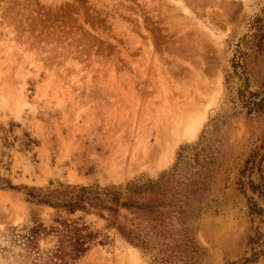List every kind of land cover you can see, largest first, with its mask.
<instances>
[{
    "label": "rangeland",
    "instance_id": "obj_1",
    "mask_svg": "<svg viewBox=\"0 0 264 264\" xmlns=\"http://www.w3.org/2000/svg\"><path fill=\"white\" fill-rule=\"evenodd\" d=\"M190 104L201 125L148 162ZM197 145L215 160L194 252L161 263L76 213L106 239L73 264H242L264 248V0H0V264H47L51 220L67 218L31 188L155 179Z\"/></svg>",
    "mask_w": 264,
    "mask_h": 264
},
{
    "label": "trees",
    "instance_id": "obj_2",
    "mask_svg": "<svg viewBox=\"0 0 264 264\" xmlns=\"http://www.w3.org/2000/svg\"><path fill=\"white\" fill-rule=\"evenodd\" d=\"M203 150L197 145L190 148L193 151L190 156L178 154L171 169L155 179H133L123 186L57 185L46 191L31 188V195L28 194L31 202L67 217L56 215L51 220L48 231L56 236V243L46 255V263L73 264L95 243L105 242L106 238L96 241V234L80 222L81 216L69 218L76 213L96 216L126 244L142 252L153 251L160 256L155 259L161 263L170 253L194 252L193 237L187 225L197 217L199 205L207 200L213 183L215 158H208ZM2 185L12 188L0 179V187ZM249 189L254 193L258 186L249 182ZM248 212L257 215L261 211L251 202ZM43 231L41 224L34 225L31 239ZM256 240L258 237L249 239V244H255ZM259 257L264 259V248L252 252L242 264L255 262Z\"/></svg>",
    "mask_w": 264,
    "mask_h": 264
},
{
    "label": "bare ground",
    "instance_id": "obj_3",
    "mask_svg": "<svg viewBox=\"0 0 264 264\" xmlns=\"http://www.w3.org/2000/svg\"><path fill=\"white\" fill-rule=\"evenodd\" d=\"M205 102L208 103L209 100L208 102ZM189 106L181 107L179 110H177V112L173 113V115L171 114L168 125L165 126V123L163 124L165 127L164 130H161L162 128H158L160 131L158 132V136H156V143L154 147H152V150L150 149V151H147L148 154H146L147 158L145 159H148V162H150V160L152 161V159H163L165 153L170 149V143L174 139L172 138L174 133L180 131L183 135L191 136L192 132L201 125L204 119L203 113L199 112V110H197L193 104L190 107ZM167 117L166 119H168Z\"/></svg>",
    "mask_w": 264,
    "mask_h": 264
}]
</instances>
